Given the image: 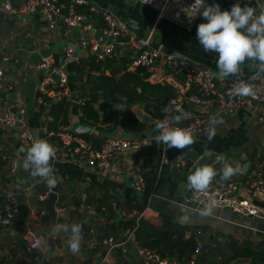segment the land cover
I'll return each instance as SVG.
<instances>
[{
    "label": "crops",
    "instance_id": "0c3cea01",
    "mask_svg": "<svg viewBox=\"0 0 264 264\" xmlns=\"http://www.w3.org/2000/svg\"><path fill=\"white\" fill-rule=\"evenodd\" d=\"M25 1L0 0V11L7 12L3 9L5 2L18 7ZM90 1L97 9L110 13L134 36L141 38L146 48L162 55L169 54L175 59H187L196 63L214 74L218 83L257 72L264 74V68L260 67L258 62L246 61L241 65L238 75L219 78L216 63L218 54L205 52L196 39L198 25L207 23L202 16H198L191 29H186L171 21L159 20L155 9L141 6L138 0ZM205 2L208 5L219 4L221 11L230 10L237 4L236 0ZM259 5L263 8L260 3ZM80 8L81 6L78 9ZM14 16V27L7 34H4L6 24L0 21V62L3 61L0 106L23 110L21 117L34 136L38 137V140L53 144L51 139L40 135L42 126H47L50 116L48 109L39 112L37 107V88L43 77V72L37 68V64L42 57H48L53 65L65 67L64 55L67 50L74 52L78 48L80 37L65 25L59 24L50 29L40 10ZM87 18L93 25L91 34L100 41L98 35L105 29L100 20H104L100 15ZM126 48L127 46H122L121 50L117 51H120L121 55L129 53L131 57V52ZM78 51L80 54H75L81 55V58L94 55L89 48L82 51L79 47ZM159 65L160 68H165L164 61H159ZM128 70L131 71L129 68ZM91 74L98 75L94 71ZM108 75L109 71L105 70L102 76ZM85 78L86 71L82 76L79 75L81 81L76 82L74 86H82L86 82ZM2 85H7L10 89L5 90ZM136 91L140 92L138 88ZM79 103L74 102L68 107L69 128L75 123L81 124ZM113 107L119 108L118 104ZM128 107L140 122L139 118L148 117V121L142 122L145 125L144 130L139 133L128 132V138H144L146 144L140 150L120 156L111 168L105 170L70 161H51L55 175L61 178L57 186L52 188L57 196L55 217L49 215L43 204L33 205L34 201L29 202L24 196L26 194L23 193V188L26 185L42 183L43 187L45 182L41 178L32 177L30 170H24L22 167L25 153L21 149H26L29 145L22 144L15 132H5L0 128V154H7L0 160V210L7 200L5 190H11L14 195L23 194L19 204L21 210L25 209L17 222H0V264H138L130 248L137 250V243L153 240L154 238L149 236L167 224L183 227L180 229L183 238H193L201 247L194 264H208L214 254L222 258V261L215 264H264V218H242L225 209L197 211L184 201L193 190L188 187L187 175L195 166L203 164L215 169L216 165H220L214 181H222L220 172L227 163L233 167L240 165V171L229 179L235 184L238 196L252 199L264 207V193L251 195L254 166L261 160V152L264 149V122L257 120V116L264 115V103L252 104L237 113L218 117L217 120L221 122L215 124L214 137L201 139L208 132L193 136L194 143L182 150L168 149L163 143H156L155 136L158 132L155 127V112L152 109L147 110L144 102L128 104ZM185 107L192 114L209 113V108L190 102ZM119 121L120 118L115 120L112 131L99 130L101 124L98 122L81 124L91 127L90 132L81 135L89 134L100 142L109 137L124 138L122 134L126 131ZM187 155V161L184 162L182 158ZM11 157L17 162L21 161L20 168L12 176L9 174ZM176 157L179 167L189 166L190 171L187 174L179 172L177 181H174L170 162ZM132 170L143 176L144 189L141 191L133 188L129 175ZM82 203H85L89 210L86 214L81 208ZM93 203L100 209L99 213L94 211ZM42 211L43 215L40 214ZM83 215L85 232L81 231L80 249L75 253L72 250L68 252L66 247H70L72 235L70 227L80 224ZM137 216L140 219L134 220ZM139 222L142 223L144 232L136 231ZM127 223L129 226L125 228ZM58 225H68L69 231L57 232ZM29 226L40 240L39 248L34 250L29 249L23 239L25 228ZM107 238L114 240L110 249L100 244ZM90 244H93L92 247ZM50 249H54L56 253H52ZM232 256L237 257L231 260ZM69 258L72 260L65 262Z\"/></svg>",
    "mask_w": 264,
    "mask_h": 264
},
{
    "label": "built area",
    "instance_id": "2783aa9c",
    "mask_svg": "<svg viewBox=\"0 0 264 264\" xmlns=\"http://www.w3.org/2000/svg\"><path fill=\"white\" fill-rule=\"evenodd\" d=\"M141 6L149 7L157 11L158 19H165L181 25L186 29H191L199 15L191 17L189 14H195L192 5L195 0H138ZM241 7L249 5L257 10L256 14L264 11L257 0H236ZM86 5L90 12L100 15L105 22V29L101 31L102 42L97 40L91 32L93 25L87 16L79 11V7ZM3 9L11 15L34 13L40 10L48 22L50 29L56 28L59 24L77 30L80 33L79 47L82 51L89 48L97 59H104L114 55L117 46H127L131 52L128 68L134 70L142 67L147 72V81L151 83L167 84L175 90V97L169 99L167 103L156 113L162 116H155V122L169 120L171 113L187 112L185 103H192L197 106L209 108V113L192 114L190 118L185 119V123L172 124V127L186 128L192 132L193 136L207 133L209 124L215 118L237 113L238 110L251 107L253 102L257 104L264 103V74L257 72L248 76H239L225 83H218L214 74L209 70L203 69L200 65L187 59H175L171 55H162L150 48L143 46L141 38L134 36L125 26L116 20L110 13L97 9L93 4L85 0H26L18 7H13L9 2L3 4ZM128 36L127 43H119L117 38ZM148 42V39H146ZM81 55L78 56L71 50H67L64 55L65 67L53 65L50 58L42 57L37 64V68L43 72V77L38 83V94L47 95L49 102L65 101L69 104L74 103V93L68 84L67 65L79 63ZM159 61H164V67L160 68ZM3 64V61H2ZM67 69V68H66ZM3 75V68L0 66V83ZM56 77V79L53 78ZM243 81L254 86V95L239 96L234 89ZM2 87L7 90V85ZM7 87V88H6ZM195 90L194 92H191ZM37 97V107L42 103V97ZM211 111V112H210ZM23 110L17 108L13 113L9 108L0 106V128L5 132H15L24 145H31L38 137H35L28 127L24 118ZM257 120L264 122V115L257 116ZM215 126V125H213ZM40 133L43 137L53 141L56 149L57 161H70L75 164H81L89 168L109 169L126 153L140 150L145 144L146 139L140 137L122 138L109 137L102 140L99 146H95L92 141L87 140L71 131L69 127L59 128L58 130H49L46 125L42 126ZM159 134V133H158ZM7 154H0V160H3ZM262 161L257 163L259 172L257 173L254 184L251 189L253 196L264 193V149L261 152ZM9 174L12 176L18 169L16 159L11 157ZM21 164V163H20ZM133 188L141 191L144 189V179L141 174L132 170L129 172ZM35 185H26L23 188L25 198L29 202L40 203L45 201L51 193L46 182L42 190L37 191ZM32 191H37L33 196ZM6 203L0 210V219L11 220L16 214L21 212V206L16 202L15 196L11 190H5ZM34 198L33 200H31ZM26 199V201H27ZM185 203L191 206L193 210H228L236 216L242 218H264V207L256 204L252 199L241 198L236 193V186L233 182L212 181L210 186L204 191L192 190L184 198ZM41 215L44 212H40ZM28 223H31L29 219ZM29 249L39 248L40 240L36 232L31 227L25 228L23 233ZM96 244V242L94 243ZM103 246L110 247L114 244L111 238L100 242ZM93 244H90L92 247ZM201 247L198 245L194 250V255L189 264H194L199 255ZM138 254L147 262L152 264H180L174 259L161 258L155 252L137 247Z\"/></svg>",
    "mask_w": 264,
    "mask_h": 264
},
{
    "label": "trees",
    "instance_id": "16d2710c",
    "mask_svg": "<svg viewBox=\"0 0 264 264\" xmlns=\"http://www.w3.org/2000/svg\"><path fill=\"white\" fill-rule=\"evenodd\" d=\"M88 8V6L83 5L79 11L86 16L88 15L87 17L89 18L97 15L90 12ZM100 22L102 23V27H105L104 21L100 20ZM121 54L120 51L116 50V54L106 57L104 60L97 59L95 55H88L86 58H81L77 64L73 63L67 65L68 84L72 92L81 98V102L78 104L82 113L79 119L81 124L98 122L101 124L99 130L112 131L115 127V120L120 118L119 124L126 132L139 133L144 130L145 125L129 111L128 104H135L142 101L145 103L147 110H154V117H161L162 114H157L156 112L159 111L169 99L175 97L176 93L175 90L167 84L151 83L147 81V72L142 67L131 71L128 70L127 64L130 62L129 53ZM105 70L109 71V75L106 77L102 76ZM84 71H86V82L83 83V85L86 86L87 89L83 85L75 87L74 84L81 81L79 80V75L82 76ZM92 71L95 73L97 72L98 75L94 76V74H91ZM137 88L140 90L139 93L136 91ZM191 92L195 93V90ZM40 96L43 97L42 103L38 106L39 112L45 109L49 111L50 121L47 123V128L49 130H58L62 127H68V107L70 104L65 101L51 103L48 101L49 97L47 95ZM125 102H127V104H125ZM117 104L119 108L113 107ZM185 106H188V103H185L184 107ZM122 108H124V110ZM177 115L180 114L171 113L168 115V119L171 120V118ZM185 122L186 120L183 119L180 124ZM81 136L92 141L95 146L101 144L100 140L93 138L89 134H83ZM261 161L262 159L260 162ZM254 167L255 179L259 169L256 165ZM219 168L220 165L215 166L216 171H218ZM223 181L228 182L229 180H222V182ZM37 184L38 183H35V185L38 186L36 190H42L44 185L42 187V183ZM22 196L23 194L16 195V202L20 203ZM21 211H25V209ZM127 226H129V223L124 225L125 228ZM180 229H183V227L171 224L164 225L149 236L150 238L153 237V240H145L146 242H142L143 245L140 243H137V245L155 252L161 258L174 259L180 262V264H189L198 244L193 238H183V235L180 234ZM136 231L138 233L144 232L141 222H139ZM212 257V260H210L208 264H215V262L222 261V258L218 256V254L212 255ZM236 257L237 256H232L230 259L232 260Z\"/></svg>",
    "mask_w": 264,
    "mask_h": 264
},
{
    "label": "clouds",
    "instance_id": "9594fccd",
    "mask_svg": "<svg viewBox=\"0 0 264 264\" xmlns=\"http://www.w3.org/2000/svg\"><path fill=\"white\" fill-rule=\"evenodd\" d=\"M195 14L191 17L202 16L207 23H201L197 27L196 39L203 46L205 52L218 54L217 68L219 78L230 75H238L241 65L246 61L258 62L264 68V11L257 13L253 7L239 3L234 4L230 10L221 11L219 4H206L205 0H195L192 5ZM236 95L247 97L254 95V86L243 81L234 89ZM191 113L181 112L171 120L156 123L159 133L155 136L156 143H163L168 149L182 150L194 143L192 132L186 128L172 127L183 119L190 118ZM221 121L215 118L209 124L208 135L211 139L215 136L213 125ZM25 153L22 167L30 170L32 177L44 180L49 189L55 188L61 178L55 175L51 165L56 157L55 147L46 140H35L28 148L21 149ZM240 171V165L235 167L225 164L221 170V179L229 180ZM218 175L217 171L210 166L198 168L188 177V187L196 191L206 190L213 179ZM57 232L69 231L68 225L56 226ZM71 250L75 253L80 249L81 226L73 224L70 227Z\"/></svg>",
    "mask_w": 264,
    "mask_h": 264
},
{
    "label": "water",
    "instance_id": "95a60500",
    "mask_svg": "<svg viewBox=\"0 0 264 264\" xmlns=\"http://www.w3.org/2000/svg\"><path fill=\"white\" fill-rule=\"evenodd\" d=\"M85 1L88 2L89 4H91V1L90 0H85ZM257 1H258V3L261 4V6L264 9V0H257ZM0 21L3 22L4 24H6V28H5L4 34H7L9 31H12V29L14 27V22L16 21V19H15V16L14 15L7 14V12L5 13V12L0 11ZM73 33L76 34L78 38L80 37L79 31L74 30ZM98 37L102 41V33H99ZM117 41L119 43H127L129 41V38H128V36H126V37H120V38H117ZM78 49H79V46H78V48H76L74 50V53H77V54L79 53L80 54V52L78 51ZM117 49L121 50V44H119L117 46ZM19 63H20V60L18 61V64ZM1 64H2V62H0V66H1ZM65 70H67V69L65 68ZM53 78L56 79L55 76H53ZM73 100L76 103H79L80 102V98L77 95H74ZM253 104H257V102L254 101ZM11 111L13 113H15L17 111V108L14 107V108L11 109ZM139 119L141 120V122L148 121V117H146V116L145 117H142V118H139ZM71 131L73 133H76V134H82V133L90 132L91 131V127L88 126V125H81L79 123H75L73 125V127H71ZM204 138H207V139L209 138L208 133L207 134H204L201 139H204ZM187 157H188V155L186 157H183L182 160L184 162L187 161ZM247 165H245V166L247 167ZM170 166L172 167L171 174H172V177H173V180L174 181H177L178 173L179 172H181L183 174H187V172L190 171L189 166H182L181 168L179 167V162H178L177 157L172 162H170ZM197 166H195V168H193L191 170V172H189V174L187 175L188 177L190 175H192L198 168L203 167L204 165L201 164L199 167H197ZM18 168H20V163H18ZM37 188H38V186L35 187V189H37ZM32 195L35 196L36 195V192H34ZM56 198H57L56 194L55 193H51L49 195V197L45 201H42V202L39 203V204H43V206H45V208L47 209V211H48V213H49V215L51 217H55L57 215V213L55 212V201H56ZM36 203L37 202H34L33 205H35ZM81 208H82L84 214H86L89 211L88 208L86 207V204L85 203H82L81 204ZM93 209H94V211L96 213H99L100 212V209L97 207V205L95 203H93ZM22 216H23V211H21L18 214H16L11 220H7V219L2 218V219H0V222L3 223V224H9V221H11L12 223H15L19 219H21ZM139 219H140V217H138V216L134 218V220H139ZM84 220H85V216L83 215L81 217V222L79 224L81 226V229H82L83 232H85V227H84V224H83V221ZM205 248L206 247H203V249H205ZM66 250L68 252H71V247H68L67 246L66 247ZM50 251L52 253H56L54 251V249H50ZM130 251H131L133 257L135 259H137V263L138 264H152L151 262H147V261L145 262L144 259L138 254V252H137V250L135 248H130ZM71 260H72V258H69V260H67L65 262H70Z\"/></svg>",
    "mask_w": 264,
    "mask_h": 264
},
{
    "label": "rangeland",
    "instance_id": "374dc122",
    "mask_svg": "<svg viewBox=\"0 0 264 264\" xmlns=\"http://www.w3.org/2000/svg\"><path fill=\"white\" fill-rule=\"evenodd\" d=\"M128 134H129L128 132H124L122 135H123L124 138H125V137L128 138ZM251 195H253V194H251ZM256 196H257V195H256ZM259 219H261V218H259Z\"/></svg>",
    "mask_w": 264,
    "mask_h": 264
}]
</instances>
